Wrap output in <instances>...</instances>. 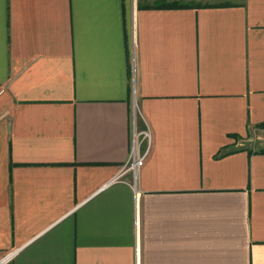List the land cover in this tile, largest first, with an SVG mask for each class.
I'll use <instances>...</instances> for the list:
<instances>
[{
	"label": "crops",
	"instance_id": "crops-1",
	"mask_svg": "<svg viewBox=\"0 0 264 264\" xmlns=\"http://www.w3.org/2000/svg\"><path fill=\"white\" fill-rule=\"evenodd\" d=\"M173 4L187 8H161ZM134 127L149 150L121 175ZM10 252L7 264H264V0H0Z\"/></svg>",
	"mask_w": 264,
	"mask_h": 264
},
{
	"label": "built area",
	"instance_id": "built-area-1",
	"mask_svg": "<svg viewBox=\"0 0 264 264\" xmlns=\"http://www.w3.org/2000/svg\"><path fill=\"white\" fill-rule=\"evenodd\" d=\"M139 138H141L143 141L147 143V149L142 155H140L137 152V145H138ZM149 145H150L149 132L148 131L136 132L135 127H134L133 128V144H132L129 160L126 163V165L123 167L121 175L127 171H131L136 176L138 170L142 167L144 163L145 157L149 150ZM14 255H15V252H10V253L5 254L3 257L0 258V264L9 263L13 259Z\"/></svg>",
	"mask_w": 264,
	"mask_h": 264
},
{
	"label": "rangeland",
	"instance_id": "rangeland-1",
	"mask_svg": "<svg viewBox=\"0 0 264 264\" xmlns=\"http://www.w3.org/2000/svg\"><path fill=\"white\" fill-rule=\"evenodd\" d=\"M193 1H198V0H193ZM199 1H201L202 3L215 4L216 2L217 3H222V2L238 3L241 0H199ZM251 137L255 140L256 136L253 133V134H251Z\"/></svg>",
	"mask_w": 264,
	"mask_h": 264
},
{
	"label": "trees",
	"instance_id": "trees-1",
	"mask_svg": "<svg viewBox=\"0 0 264 264\" xmlns=\"http://www.w3.org/2000/svg\"><path fill=\"white\" fill-rule=\"evenodd\" d=\"M206 7L205 5L199 6V8H204ZM161 8H176V9H181V8H187V5H182V4H173V5H168V6H162Z\"/></svg>",
	"mask_w": 264,
	"mask_h": 264
}]
</instances>
